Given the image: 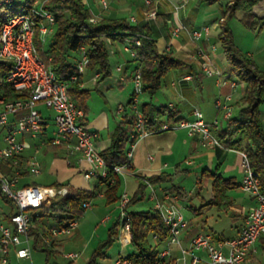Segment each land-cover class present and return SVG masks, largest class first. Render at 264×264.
Instances as JSON below:
<instances>
[{"label": "built area", "instance_id": "built-area-1", "mask_svg": "<svg viewBox=\"0 0 264 264\" xmlns=\"http://www.w3.org/2000/svg\"><path fill=\"white\" fill-rule=\"evenodd\" d=\"M12 1L14 0H0V7L7 6ZM46 1L32 0L26 12L14 13L0 26V165L6 163L11 167L9 175L0 172V191L13 202L16 208V212L9 217L7 223L0 221V264H11L9 262L11 251L17 259H30L28 232L32 225L31 212L70 195V190L66 186L28 185L17 187L22 175V154L29 148L25 138L39 139L35 152L45 146H63L66 151L65 162L67 165H71L74 161L79 165L81 163L86 165V168L79 171L85 180L92 178L99 180L108 177V167L95 145L98 134L95 131L87 130L82 124L84 112L77 108L69 98L67 94L68 82L57 80L54 73L46 68L38 58L33 42L35 26L38 25L37 31L43 42L51 34L54 24L53 15L43 8ZM160 1L143 0L147 19H154L157 16L155 5ZM100 4L103 9L108 7L106 0H100ZM183 5L184 3L178 4L175 10ZM223 21L224 18L219 19L220 23ZM91 22H95V20L91 19ZM208 30L206 26L199 30H192L189 32V37L191 40H197ZM180 31H187V29L183 25H179L173 28L171 34L177 36ZM139 44L140 41L136 38L133 42L134 46L126 41L123 43L122 49L130 58L135 59L136 53L133 47L139 46ZM197 54L204 59L200 65L202 73L208 77L218 75L209 67L207 56L202 52ZM86 63L87 57L82 51L76 64L77 74L84 72ZM115 71H121V66H117ZM76 79V75L70 77L72 81ZM131 80L134 88L128 107L135 116V123L133 132L127 140L125 163L113 166L111 169L113 174L120 175L131 169L136 143L153 133L183 129L189 137L197 135L203 148H226L214 133L219 128V122L217 120L211 124L203 122L202 114L197 109L192 110L193 120L180 118L174 123H162L154 131L147 130L144 126L142 113L138 108V96L142 92L139 69L133 72ZM179 80L189 81L191 76L183 75ZM224 83L225 81L217 80L219 86ZM235 86L236 83L231 81L230 87L234 89ZM229 102L230 95L214 101L215 109L222 112L225 120L232 115ZM39 104L50 109L54 114L52 121L55 132L52 138L40 136L45 130L44 123L47 118L42 116L38 109ZM117 110L124 112L125 107L119 106ZM238 153L241 157L240 166L243 172L239 188L254 199V205L249 209L239 233L228 240L215 243L211 235L198 234L191 239L188 249L183 248L180 236L186 228L187 222L176 205L175 197L168 196L163 200H157L150 183L146 179L143 180L151 191L150 199L154 201L152 209L159 214L168 229V236L163 242L164 246L157 251L153 260H144L143 264H173L169 257L174 246L179 248L183 258L186 255L190 256L191 264H246L247 257L254 250L256 241L261 235H264V192L260 191L258 177L251 170L246 153L244 151H238ZM148 158L150 159L151 156ZM25 171L29 175L40 173L41 166L35 156L27 159ZM129 201L127 194L121 193L118 201L120 211L117 220L126 238L131 241L130 215L126 210ZM81 206L86 210L89 203L83 202ZM76 228V219H72L62 226H55L44 237V242L48 243L52 238L64 235L70 236ZM151 239L153 242L161 240L157 234H152ZM224 247L227 248V251L223 250ZM199 250L205 251L206 259L195 253ZM62 256L69 261H75L78 258V254L73 252L64 253ZM111 264H131V261L125 255H118L111 260Z\"/></svg>", "mask_w": 264, "mask_h": 264}, {"label": "trees", "instance_id": "trees-1", "mask_svg": "<svg viewBox=\"0 0 264 264\" xmlns=\"http://www.w3.org/2000/svg\"><path fill=\"white\" fill-rule=\"evenodd\" d=\"M213 3L218 0H205ZM259 0H224L221 7V15L224 23L231 19L237 11H243L241 22L250 31L256 32L264 27V17H258L251 12V9ZM32 0H27V10ZM14 4L11 2L7 6L0 7V26L15 12ZM43 8L54 17V24L50 34L51 39L48 44L42 42L37 27L34 32V46L38 58L50 69L57 80L68 82L67 94L77 108L86 114V99L88 91L79 88L82 82L81 74H77L76 64L79 61L82 51L87 57L85 69L94 71L97 82L104 80L111 75L108 61V50L105 40L110 44H123L129 42L133 45L136 38L139 39V46L133 47L136 58H128L125 62L123 73L126 74L132 67V75L136 69L140 70L142 92L141 94L152 97L161 86V79L171 71L184 66L183 62L175 59L171 52H158L154 40L150 36L148 23L144 20L132 23L127 18H100L95 23L91 22V14L88 7L82 0H47ZM4 9V10H3ZM3 10V11H2ZM218 42L222 54L230 66L231 77L243 84V93L237 104L240 105L238 114L225 120V125L214 133L222 145L227 148H236L244 151L247 155L249 166L257 175L260 191L264 192V125H262L259 107L264 104V71L256 66L252 57L236 46L232 31L227 26H223L218 34ZM76 75L77 79L72 81L70 77ZM131 75V77H132ZM130 104V99L127 106ZM143 116L144 126L149 131H154L160 125L159 118L165 117L168 123H174L180 119L176 111L167 109L165 106L155 107L149 103L139 106ZM84 117L82 119H84ZM135 116L125 115L121 117L118 125L111 135L110 146L100 152V156L108 167V177L99 179L98 183L90 191L73 189L68 184L54 183L50 186H66L70 190V195L42 206L40 214L32 215L34 223L42 219H49L55 226H62L72 219H77L85 210L81 204L95 198L102 193L106 203L113 204L120 199L121 180L119 175L112 173L113 166H120L125 163L126 150L128 148V137L133 132ZM46 125V122L44 123ZM51 147V146H48ZM56 148V147H53ZM0 170L7 175L11 173L8 164H1ZM27 172H23L22 175ZM21 175V176H22ZM211 177V198L206 205H229L227 201V191L239 187L233 178H223L220 174L207 173ZM112 179V182H110ZM145 179V178H140ZM160 178L150 177L146 180L155 184ZM138 189L145 188L146 185L137 179ZM31 184H20L26 187ZM179 197L184 196L181 190L176 189ZM3 202L11 206L9 217L16 212L13 202L0 191ZM133 201L130 199L129 204ZM130 230L132 233L131 244L136 248V252L127 255L131 264H143L144 260H153L157 254L158 247L163 245L168 236V229L162 222L159 214L153 209L147 211L129 212ZM189 226V225H188ZM119 227L118 220L108 230V239L101 243L92 253L86 264H97L98 259L105 258L104 249L113 242V237L117 234ZM43 235L47 230H42ZM29 235L37 232L30 228ZM157 234L161 240L154 242V247L149 243L148 236ZM37 241V239H35ZM161 249V248H160ZM46 254L44 264H57L50 262V257L54 253L49 247H45ZM67 264H71L68 262Z\"/></svg>", "mask_w": 264, "mask_h": 264}, {"label": "crops", "instance_id": "crops-1", "mask_svg": "<svg viewBox=\"0 0 264 264\" xmlns=\"http://www.w3.org/2000/svg\"><path fill=\"white\" fill-rule=\"evenodd\" d=\"M106 1L108 4V7L106 9H103L101 7L100 0H82V2L88 7L90 14L93 18H97V19L127 18L132 23H135L136 21H142V20L146 21L148 23V27L150 30V36L154 40L155 46L158 52H171L172 56L175 59L183 62L184 66L180 69L181 70L184 69V71L179 72V74L176 76L177 79L169 83L170 100L167 103L168 105L165 106L167 109H172L176 111V114L180 113L179 115H177V117L187 119V120L194 119V116L192 115V110L197 109L202 114L203 122L207 124H211L213 123L214 120H217L216 116L207 115L204 107L202 106V103H200L198 100H203L204 95L206 96L207 100H214V101L218 98L224 99L225 96L230 95L229 105L231 107V112L233 111L235 112L234 115H231V116L233 117L238 114L240 105L237 104V101L242 96L244 87L240 90V92L234 95L235 93L234 91L236 90V88H238V85L236 84L234 89L230 87L231 81H234L235 83L237 82L231 77L230 66L226 62L222 54V50L220 48L219 42H218V34L221 31L222 27L225 25L229 27V29L232 31L233 39L235 43V37H234L235 33L234 32L236 29H233V27L230 26L229 24L232 18L227 20L225 23L224 21L222 23L219 22L220 18H224L221 15V7L223 6L224 3L221 4L220 0L213 2V3H208L205 0H161L155 5L157 16L154 19H147L145 16L146 8L144 7L143 0H140L141 1L140 3H137V1L135 0H106ZM182 3H184L183 7L175 10V7L178 4H182ZM127 12L134 13L135 15H132L130 13V15L126 17L125 14ZM251 12L258 17H264V0H259L258 3L251 9ZM240 22H241V19H240ZM241 24L242 25L240 28L237 27V31L240 34H242L243 36L242 38L248 40L249 43H247V45L245 46L243 45L244 47H241V45L238 43L237 44L235 43V44L238 48L244 51L247 55L252 57V59L254 60L259 70L264 71V34H262L264 33V27L260 28L256 32H252L248 30L243 25L242 22ZM179 25H183L187 29V31H180L177 36H172L171 32L173 28ZM205 26L208 27L209 29L206 34L203 33L200 36V38H198L197 40L190 39L189 37L190 31L199 30ZM260 35H261V38H259ZM120 45L122 49L123 44H120ZM114 46L115 44L112 45L108 42L107 44L108 53L109 52L111 53V51L114 50L113 52L114 55L115 54L120 55L119 50L116 49ZM217 49H219L220 52H218ZM199 52H202V54H205L207 56L208 58L207 63L209 67L213 71L218 73V75H213V76L208 77L202 73V71L200 70V65L204 62V59L200 58V56L197 54ZM121 53L126 54L123 51V49L121 50ZM127 60H125L123 64L121 65V71L119 72L116 71L119 74L118 79H117V84L119 86H122L127 80H130L131 75H132L131 73L130 75H128L127 74L128 71L126 74L123 73L125 62ZM180 69H177V70H180ZM171 72H176V70L171 71ZM81 75H82L81 80L83 83V73ZM183 75H190L191 80L180 81L179 78ZM95 77L96 75L94 74V78ZM120 78L122 80H119ZM219 79L222 81H225V83L222 84L221 86L217 84V80ZM82 89H83V84H82ZM143 96H147V95H143ZM151 98L152 97H149V100L142 102V104L149 103L155 106L151 102ZM119 106H123V105L119 104L118 107ZM155 107H160V106H155ZM199 108H201V110ZM259 110L261 113L262 125H264V104L260 105ZM117 113L122 114V116L127 115L126 108L124 112H118L117 110ZM81 121L84 127L88 130V128L85 126L86 117H84V119H82ZM118 123L119 122L116 123L115 127L118 125ZM162 123H167L166 118H165V121L160 122V124ZM224 125L225 124H222L221 122H219L218 127L222 128ZM115 127L113 128L111 133L109 132L107 133L106 138L103 137L98 131H95L98 134V138L95 142V145L99 152H102L103 150L107 149L110 146L111 135ZM44 128L45 130L44 132L40 134V136L43 138H47V133H48L47 123L46 125H44ZM171 131H176V132H168V131L159 132L162 135L161 137H164L165 139V142H166L165 147H159L158 145H153L154 138L151 137V134H149L148 136H146L145 138H143L142 140L136 143L134 150L137 148V146H139L142 152V156L145 160V164L141 165V163L139 162V155L137 153L136 155L133 153V157L131 160V169H130L131 172L132 170L135 171V167L136 168L138 167L139 170H143L144 172L142 174L138 173L136 175V181L138 178L147 179L150 177H159L160 179L155 184L153 185L150 184L154 191L156 199L163 200L168 196L175 197L176 205L180 208L184 216V219L187 222V226L182 231L181 236H180L181 245L183 248L188 249L191 239L198 234L211 235L212 240L215 243L235 237L239 233L241 227L243 226L245 217L249 209L254 205V199L249 194H247L246 199L238 200L236 199L235 196L231 195L232 190H229L226 193L228 196L227 201L230 202L229 205H222V206L221 205L219 206L206 205L205 206V204L211 198V195H210L208 200L207 201L202 200V203L197 208L190 207L192 212L191 214H187L186 216L184 215L183 210H186L187 207L184 206L181 202L184 196L179 197V195H177L176 193V189L181 190L183 194H184V190L174 185H171L169 187H161V184L162 182H166L170 177V175L167 172H165V169L168 168V163L166 162V160L173 158V152L171 150L175 146L177 141L179 142V146H183L188 151L189 156H191L189 157L190 159L184 158L181 161V163L191 166L195 163L196 160L200 161V163L207 160L208 166L210 167L214 166V170L212 171L210 167H205L201 172L202 176L207 178L209 177L207 173L220 174L223 178H233V181L236 182V184L238 185L240 184L242 176H243V172L240 166L241 157H240V154L238 153V151L240 150L236 148H227V147L226 148H213V149L203 148L199 143V138L197 135L189 137L187 136L186 131L183 129L171 130ZM54 132H55V126H54L53 133ZM153 134H156V133H153ZM25 139L29 144V148H27L22 154V157H23L22 173L26 172L25 166H26L27 159L30 158L31 156H35L34 154H36L41 149L40 148L37 152H35V148L37 147L36 145H38L39 139H34V140H31L29 138H25ZM45 147L48 148V146H45ZM50 148L53 149L54 151L61 150L66 157V154H65L66 151L63 146H59L56 148L50 147ZM138 153L140 154V151ZM148 156H151V158L149 159ZM229 161H232V164ZM213 162H215V165H213ZM179 163L176 164L174 167L175 172L179 170ZM75 164L78 165V168H77L78 170H77V174L72 178V180L68 181L67 183H61V182H56V183L68 184L73 189H81V190H87V191L92 190L94 186L97 185L98 179L92 178L96 181L92 184V186H90L89 182L92 179L85 180L82 177L81 173L79 172L81 169L86 168V165L84 163H81L79 165L75 163L74 161L71 165H67V164L66 165L68 167H72ZM0 172L6 174L5 171L0 170ZM124 175L125 174L119 175L120 180L124 178L123 177ZM236 175H238V177H236ZM27 176H29V174L27 173L22 175L19 179V182L20 180L22 181V179H25ZM209 178L211 180V177ZM19 182L17 184V187L21 188ZM22 183L29 184L23 181L21 182V184ZM30 184L36 185V186H43V185H37L34 183H30ZM137 184H138V181H137ZM121 185H122V181H121ZM46 186L50 187V185H46ZM206 186H207V182L205 181L204 187L206 188ZM126 187H127L126 183H124L123 185L124 190L126 189ZM210 187H211V181H210ZM155 189L158 191H156ZM233 190L240 191L241 189L238 187ZM123 193H126V191ZM150 195L148 197L149 206H150L149 209H152L154 201L150 199ZM96 197L104 200V196L102 193H99ZM134 201H136L135 196L132 202ZM3 203L4 205L7 206V208H4V207L0 208V221L7 223L8 214L11 212L12 208L7 203L5 202ZM88 203L90 206L91 200H89ZM208 215L211 216V220L214 219L213 221H215V225L217 224L215 227L216 229L214 227L207 226ZM109 219H110L109 216H105L102 219V221H108ZM223 221H225L224 224H219ZM116 222L117 220L115 221V223ZM53 227H55L53 222L51 225H48L42 219L36 224L32 220L31 228H33L37 232L38 235L37 237L35 236V234L29 235V246L31 249V253H32V249H38L43 252V249L45 247H49L54 252L52 254L53 256L57 253V251L55 250V247L60 242L58 241L59 237L52 238L50 242L48 243L44 242V237L48 234L49 230ZM42 230H47L48 232L44 233L43 235ZM35 239H37V241ZM163 246L164 244L161 245V247L159 246L158 250H160V248H162ZM259 249L261 250L260 252H259ZM223 250L227 251V248L224 247ZM261 252L262 254H260ZM195 253L203 259L207 258L206 253L203 250H199ZM130 254L120 253L118 255L127 256ZM261 257H264V235H261L256 241L254 250L251 251L247 257L246 264H262ZM105 258H106V255H105ZM103 259H98L97 264H103L101 263V260ZM169 259L173 264H191L190 256L186 255L183 258L181 255V252L179 251V248L176 246L172 247L171 256L169 257ZM21 260H24V259H17L14 253L12 251L10 252L9 262L11 264H13V261L18 262ZM27 260H31V257L30 259H27Z\"/></svg>", "mask_w": 264, "mask_h": 264}, {"label": "rangeland", "instance_id": "rangeland-1", "mask_svg": "<svg viewBox=\"0 0 264 264\" xmlns=\"http://www.w3.org/2000/svg\"><path fill=\"white\" fill-rule=\"evenodd\" d=\"M137 3H140V0H135ZM14 4L13 11L15 13H23L27 11V0H14L12 1ZM220 3L223 4L224 0H220ZM4 10V9H3ZM2 10V11H3ZM131 12H127L125 14L126 17L130 15ZM135 15L134 13H131ZM243 15V11H237L235 16L232 17L229 24L235 30V43L240 44L241 47H244L249 43L248 40L242 38V34L237 31V27H241L240 19ZM95 22L99 19L93 18ZM93 22V23H95ZM264 34V33H262ZM261 38V35L260 37ZM51 39V36L45 38V44H48ZM106 44L109 41L105 40ZM244 45V46H243ZM119 50L120 55H114V50L109 52L108 61L111 70V75L104 80L97 82L94 78V71L85 69L83 72V83L79 84V88L88 91V97L86 99V127L90 131H98L103 137L106 138L107 133H111L116 123L121 119L122 114L117 113V107L119 104L125 106L127 115H131V109L127 106V102L130 96L133 93V82L127 80L122 86L117 84L118 73L115 71L117 66H121L125 60L128 59V55L121 53V45L115 44L114 46ZM218 52L219 49H217ZM259 63V61H258ZM261 65V64H259ZM184 71V69L176 70V72H169L161 79V86L155 95L152 96L151 102L155 106H167L168 101L170 100V87L169 83L173 80L175 81L176 76L179 72ZM132 74V67L128 70V75ZM238 88L234 91V95L240 92L243 88V84L236 83ZM198 94V93H197ZM233 95V96H234ZM148 96H143L140 94L138 96V106L142 104V102L148 101ZM202 103L206 114L209 116H216L218 122L225 124V120L223 119L222 112H219L215 109L214 100H207L204 95L203 100H198ZM38 109L41 111L43 117L47 118V138H52L54 136V124H53V112L45 108L43 105L39 104ZM201 110V108H199ZM234 111L232 115H234ZM178 113L177 115H179ZM234 117V116H233ZM160 122L165 121V117H160ZM168 132H176V131H168ZM167 134V133H166ZM169 134V133H168ZM160 133L151 134V137L154 138L153 145H158L159 147H165V139L161 137ZM36 141V140H35ZM41 148L35 155L36 159L39 161L41 166V171L36 175H29L25 179H22L23 182L34 183L37 185H51L52 183L61 182L67 183L72 180V178L77 174L78 165H73L72 167H68L65 162V155L61 150H53L50 147ZM136 150V151H135ZM134 150V154L139 155V162L141 165L145 164V160L142 156V152L140 147ZM140 151V154L138 153ZM173 152V158L167 159L168 168L165 169L170 177L166 182H162L161 187H169L171 185L178 186L184 190V197L181 200L182 204L187 207L186 210H183L184 215L191 214L190 207H198L203 201H207L211 195V187H210V178H205L201 175L202 170L208 166L207 160L200 163V161H195V163L191 166H188L181 161L184 158H189L188 151L183 147L179 146V142L175 144V146L171 150ZM29 152V151H27ZM31 152V151H30ZM190 159V158H189ZM180 162V163H179ZM232 164V161H229ZM179 163V170L175 172V165ZM207 163V164H206ZM215 165V162H213ZM212 171L214 170V166L210 167ZM219 171V170H218ZM220 172V171H219ZM140 173H144L143 170H139L138 167H135V171L128 170L125 171V174L121 179L122 185L120 188V194L126 191L128 199L136 197V201L127 205V212H136V211H147L149 206L148 197L150 195V189L148 187L141 189L140 192H137L138 184L136 181V175ZM238 177V175H236ZM143 182L144 179H139ZM20 180L19 184L22 182ZM96 180L92 179L89 184H92ZM200 181V182H199ZM205 181L207 182L206 188L204 187ZM126 183V189L124 190L123 185ZM144 183V182H143ZM145 184V183H144ZM203 186V187H201ZM156 190V189H155ZM158 191V190H156ZM231 195L235 196L238 200H243L247 198V193L243 191L232 190ZM7 208L4 205L1 197H0V208ZM119 202L115 204H107L105 200L100 198H93L91 200L90 206L77 217V228L74 233L70 236H60L58 241H60L55 250L57 253L52 257H50V262H54L57 264H67L70 261H67L63 258L64 253L73 252L78 254V258L75 261H72L71 264H86L90 259L93 251L104 241L108 239V230L115 221L119 217ZM40 214V210H34L31 212V215ZM105 216H109L110 219L108 221H102ZM207 226L216 227L215 221L211 220V216L207 217ZM43 221L51 225L52 222L49 219H43ZM225 221L219 223L224 224ZM216 229V228H215ZM149 243L154 247L153 241L148 236ZM159 249V248H157ZM261 250L259 249V252ZM136 248L130 244L128 239L125 236L122 228L119 226L117 229L116 236L113 237V242L104 249V253L106 258L101 260L103 264H111V259L117 257L118 254H130L135 253ZM31 260H21V261H13V264H44L46 254L38 249H32ZM262 254V252L260 253ZM262 264H264V257H261Z\"/></svg>", "mask_w": 264, "mask_h": 264}]
</instances>
